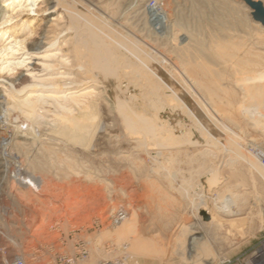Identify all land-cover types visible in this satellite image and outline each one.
I'll list each match as a JSON object with an SVG mask.
<instances>
[{
  "label": "rangeland",
  "instance_id": "rangeland-1",
  "mask_svg": "<svg viewBox=\"0 0 264 264\" xmlns=\"http://www.w3.org/2000/svg\"><path fill=\"white\" fill-rule=\"evenodd\" d=\"M89 1L112 16V26L121 35L138 40L145 49L151 46L157 56L136 53L137 58L128 61L137 66L136 70L131 66L133 73L129 64L124 65L125 70H118L116 64L115 72L102 71L98 65L82 68L70 53L69 40L77 39L80 32L83 39L94 37L96 21L91 7L81 0H0V109L8 104L0 112V264L16 255L26 264H52L60 255L71 256L78 242L87 247L84 264L116 260L133 264L123 255L137 239L147 250L137 264H200L193 251L190 258L178 257L175 237L188 225L202 229L201 237L209 245L199 244L201 258L214 255L215 260L221 259L214 264L264 249V177L256 156L264 155V133L254 130L238 110L241 106L264 108V28L239 0H153L121 18L131 0ZM253 1L264 8V0ZM62 6L68 10L62 11ZM151 16L168 22L169 30L174 28L178 40L190 49L199 48L202 68L188 75L200 87L189 85L190 92L182 87L180 81L187 82L180 73L184 70L180 56L160 34L155 38L141 32ZM245 61L253 66L243 64ZM241 71L246 74L240 76ZM247 72L257 80L243 78ZM21 77L25 83L19 93L16 80ZM93 77L98 83L95 89ZM31 93L32 98H42L39 112L43 119L36 127V138L15 130L19 121H9L5 111L11 109V96L22 98ZM153 93L162 106L160 119L149 104ZM248 93L256 103L245 96ZM93 102L100 105L102 118L115 117L123 125L105 122L102 147L95 148L88 160L60 149L50 135L65 110L73 106L88 109ZM180 104L191 107L193 119L182 115ZM167 116L182 124V138L187 142L194 143L200 124L212 138L202 137L193 147L185 143L179 148L167 141L161 151L156 146L147 149L142 137L148 132L166 140L174 132ZM131 125L138 130L133 135L128 134ZM156 154L165 160L152 162ZM38 166L47 170L49 182L61 194L57 201L25 188V176L18 167L28 175L43 177ZM88 171L93 178L90 182L82 175L73 177ZM119 176L120 181L115 179ZM70 178L81 181L71 183ZM68 188L70 193L65 194ZM229 196L236 197L237 216L225 217L216 209ZM198 204L200 213L195 210ZM122 211L133 215L137 234L121 236L113 219Z\"/></svg>",
  "mask_w": 264,
  "mask_h": 264
},
{
  "label": "bare ground",
  "instance_id": "bare-ground-1",
  "mask_svg": "<svg viewBox=\"0 0 264 264\" xmlns=\"http://www.w3.org/2000/svg\"><path fill=\"white\" fill-rule=\"evenodd\" d=\"M81 1L86 3L87 6L91 7V10L93 12L92 14H93L94 19L96 21L95 22L96 27L93 28L94 37L83 39L84 36H82V32H80L77 39L70 38V40H69L70 45H71L70 46L71 47L70 53L73 56V58L76 60V62H78V64H79L78 66H80L82 68H87L88 66L98 65L102 71L108 70L109 72H115L116 71V69H115L116 64L119 66L118 70L119 69L125 70L124 65L125 64L128 65L131 62V61H129V59L133 58V57L135 58L136 53H138L140 55L142 54L144 56H146V55L147 56H150V55L157 56V54H155V53H158V52L155 49H153L151 46L148 45L147 47H149V49H145L143 45L139 44L138 40H136V39L133 40V38L130 39V37H126L125 35H124L125 36L124 37L123 35H121L120 31H117V29H115L116 27L112 26L111 21H114L112 16H109L105 13L100 12L99 8L93 2H91L89 0H81ZM149 1H153V0H131V2L127 6H125V8L123 9L124 13L122 12V14H120L119 17L121 18V16L123 14H126L128 11L133 12L132 11L133 9L139 7L142 3L149 2ZM51 2H53V1H51ZM136 4H138V6H136ZM60 6H61V4H60ZM63 10H68V9L66 7L62 6V11ZM120 18L117 19L118 23L120 21ZM70 21L71 20L68 18V24L67 25L70 24ZM166 23H168V22H166L164 19H161L158 17H156V19H154L151 16V18L149 17L148 21H146V23L144 24V25H147V28L146 29L142 28L141 32L144 30L145 33L147 34V36L153 35L155 38L158 36V34H160V37L162 39L165 38V40L171 45V51L173 50L174 54L177 53L178 56H180L179 61L181 60V64L183 65V68H184L183 72H180V73L182 74V76L185 78V81L187 82V84H186L182 80V81H180L181 82L180 84L188 92H190L189 87H188L189 85L192 87L194 86L196 88L201 86L197 79L191 80L190 76L188 75V74H190V72L198 73L199 70L202 68V65L199 64V48L190 49L188 46H186L183 43L184 42L183 40L179 41L178 37H177V35H178L177 31L173 30L174 28L172 30H169V28L167 27L168 24L166 25ZM158 31H160V33H158ZM152 40L154 41V39H152ZM165 40H161V41H163L165 43ZM84 41H86V44H84ZM142 43H144V42H142ZM163 44H162V46H163ZM177 54H176V56H177ZM128 61H129V63H128ZM133 62H134V60H133ZM243 64H245L247 66H253L249 62L247 63V61H245ZM179 65H180V63H179ZM128 66L131 67L133 65L129 64ZM168 67L173 72H175L174 67L172 65H169ZM133 68L136 70L137 66H133ZM133 68L131 67L130 70ZM130 72L133 73L134 70L133 71L131 70ZM236 73L239 74L240 72H236ZM243 73L246 74V72H242V74L240 76L244 75ZM123 74L126 75L125 71L123 72ZM138 76H139V73H138ZM178 77H179V75L177 76V78ZM243 78H245L249 81H252V82H255L257 80V78L254 75H252L251 73H248L247 76H245ZM96 81H97L96 77H93L91 80V82H92L91 84H92L93 89H95L96 85L98 84ZM158 81H159V79H158ZM24 83H25V79H23L22 77L16 80L17 91H18V88H20ZM161 83H163V82H161ZM31 86L33 87V85H31ZM34 87H36V86H34ZM22 88H21V91H23ZM23 89H26V88H23ZM28 89L30 90V87ZM17 91L15 92L16 94H18ZM26 92H29V91H26ZM30 92H32V91H30ZM23 94H24V92H23ZM99 94H101V93H97V95H99ZM18 95H20V94H18ZM31 95H32V93L28 94V96H25L22 98H20L19 96H18L19 98H15L17 96H15V97L11 96L12 97L11 98L12 103L11 104L9 103L11 109L10 110L7 109L5 111L8 112L7 118L9 117L8 118L9 121L10 120H14L15 122L19 121L18 123H20V125L18 126L17 124H15V126H16V127H14L15 130H17L20 134L24 135L25 137L36 138V137H39V135H38L39 132H38V130H36V127H39L41 125L40 121H41V119H43L40 115V112H39L42 109V107H41L42 98L41 97L32 98ZM85 96L91 97V94H86ZM152 96L154 97V99L149 104L157 112V115H158L157 119H160L159 117H160V115H162V112H161L162 106H161V104H159V102L157 100L158 97L156 95H154V93L152 94ZM245 96L247 98L249 97V99L252 103H256V99L253 95L250 94V96H249V93H248V96H247V94ZM64 100H65V98H64ZM71 100L75 105L78 106L77 99L72 98ZM128 101L131 104L133 102L132 99H130V98L128 99ZM182 104L179 105V108H178L179 111L186 118L188 117V119H193L191 107L189 106V108H190V110H189L183 106L184 104L183 105ZM7 105L8 104H4V106L1 107L0 112H2V109L5 106L7 107ZM86 107H87V105H86ZM168 110L170 112L175 111L173 108H168ZM238 110H239L240 115L247 120L249 125H252L254 127V130L256 129V130H259L260 132L264 133V108H262V110H256L255 108L251 109V108H248L245 106H241V107H238ZM64 112H65V114H63L61 117L57 118L58 123L56 125H52L54 128H56V130L53 131L50 136H51V138H53L55 145L58 146L60 149L67 148L71 152H76L79 154L80 157H83L84 159H88V160L92 159L93 151L95 148H101L102 147V143L105 139V135L103 137H101V135L104 134L105 122L108 123L109 121H112V123L117 124L119 127H122V125H123V124H121V122H119V120H117L118 118L116 120H115V117H114V120H106L104 117L102 118V116L100 114L101 113L100 105L95 104L94 102L90 103L88 109L84 108V107L83 108H79V107L75 108L73 106L70 109L65 110ZM165 116H166V114H165ZM12 117H14V118H12ZM166 121H173L172 127H173L174 132L167 135V137L170 136L168 140H166L165 138H161V137L158 138L154 134H151V132H148L147 134H145V136L142 137L143 143L145 144V147L147 149L149 146H156L157 148H159V150L164 149L162 146L167 145L166 144L167 141L169 143H171V145L175 144L179 148H181L182 145L185 143L187 145H190L193 147L194 144L199 143V139L202 137L212 138L211 137L212 135L210 133L203 131V128H202L203 126L200 124L199 128L196 127L197 132L194 135H197V137H194V140L196 139L194 141V143L192 141L187 142L185 139L182 138L183 137L181 134V130H182L181 125L182 124L179 121H176L175 119H170L168 116L166 117ZM12 125L14 126V124H12ZM156 125H158V126L160 125L159 126L160 128L163 126L161 123H158V122L156 123ZM130 128H131L130 129L131 131L128 132V134L133 135L134 133L138 132V130L136 131L135 130L136 128L132 127V125ZM194 130H195V128H194ZM153 131H154V129H153ZM123 138H124L123 135L120 136V140H122ZM7 140H8V138H7ZM8 142H9V140H8ZM256 156H257V160H258L259 165L262 167L259 170L264 177V167L262 165V160L264 159V155H257L256 154ZM167 157H172V154L168 153ZM9 158L11 159L12 163H16V158L14 156H12V154H9ZM158 158H161L160 160H162V159L165 160V156L160 157V155H158V154H156L153 158H151V160H152V162H156L157 161L156 159H158ZM0 165H2L1 162H0ZM19 166H21V165H19ZM37 168H38V170L43 171L42 172V174H44L43 177L42 176L35 177L32 175H28L27 172H24V169H21L20 167H18L17 171L22 172L23 176H25V179H23V181H26L25 188L29 191L33 190L36 193H41L43 196L52 197L55 201L60 199L62 197L61 194L55 192L53 186L51 185V182H49L48 174L46 173L47 170L45 171V168L43 166H38ZM88 173L91 175V173L88 171L87 173H82V174L77 173V174L73 175V177L75 176V178H76V177H80V175H82L83 176L82 179H86L88 182H90V181H92L93 178H90ZM45 176H47V177H45ZM115 179L120 181L121 178L119 176V177H116ZM70 181H71V183H74V181H81V179L75 180L73 178H70ZM74 185H76V184H74ZM68 193H70L69 188L65 194H68ZM235 199H236V197H234V196H229L227 198H224V200L222 201V205L220 207H216L218 213L224 214L225 217L237 216L238 212L234 210V208H236V206H237V204H236L237 200H235ZM200 203H201L202 207H204L203 209H206L205 203L204 202H200ZM202 207H199V204L196 205V208H195L196 213L197 212L200 213V209ZM54 209H57V208H54ZM42 210L44 211V208ZM42 210H40L39 212H42ZM113 220L121 228V231L123 232V234H121V236L123 238L128 237L126 235L133 233L135 228H136V223H135L133 215H128V213H126L125 211H122V214L119 216H114ZM212 220H213L212 216L209 215V221L208 222L210 223ZM201 232H202V229L199 228L197 225H188L185 230L182 228L178 230V233L176 234V237H175L177 245H178V253H180V255H178V257L183 256L182 259L190 258V256H191L190 253L193 251L194 255L196 257L197 256L199 257L197 263H199V260H200V262L202 261L200 264H214L215 261H218V263H220L219 261L221 259L217 258L218 260H215L214 255H212L211 257L207 256V259L201 258L204 255L201 254V252H200L201 247L199 246V244H202V246H205V247H207L209 245L208 239H203L201 237ZM134 233L137 234V231ZM131 240H133V239H131ZM133 242H134V240H133ZM130 243L132 244V242H130ZM143 243H144L143 241H138V239H137L134 242V245L132 244V246L131 245L129 246V248H132V250L128 251V248H125V250H124L125 254L123 255V256H125V259L132 261L133 264H137L138 258H143L142 256H144V254L147 251L144 248L145 244H143ZM128 244H129V242H128ZM137 251H141V252L136 253ZM145 256H148V255L146 254ZM185 256H187V257H185ZM87 257H88V255H87ZM20 258L23 260L24 264H26L25 260L22 257H20ZM86 259H85V261H86ZM85 261H84V263H85ZM116 261H120V260H116ZM7 263L8 262H6L5 264H7ZM186 263H187V261H185V264ZM189 263H190V261H189ZM194 264H196V263L194 262Z\"/></svg>",
  "mask_w": 264,
  "mask_h": 264
},
{
  "label": "built area",
  "instance_id": "built-area-1",
  "mask_svg": "<svg viewBox=\"0 0 264 264\" xmlns=\"http://www.w3.org/2000/svg\"><path fill=\"white\" fill-rule=\"evenodd\" d=\"M264 167V159L262 160ZM88 251L84 243H76L74 246V253L71 256L60 255L53 261L52 264H84L87 258ZM5 264V263H4ZM7 264H24L19 256H14ZM99 264H124L122 261H103ZM226 264H264V249L263 247L252 251L246 257H238L234 260L227 261Z\"/></svg>",
  "mask_w": 264,
  "mask_h": 264
},
{
  "label": "water",
  "instance_id": "water-1",
  "mask_svg": "<svg viewBox=\"0 0 264 264\" xmlns=\"http://www.w3.org/2000/svg\"><path fill=\"white\" fill-rule=\"evenodd\" d=\"M243 2L251 11L253 21L259 23L264 28V8L261 2L253 0H239Z\"/></svg>",
  "mask_w": 264,
  "mask_h": 264
}]
</instances>
